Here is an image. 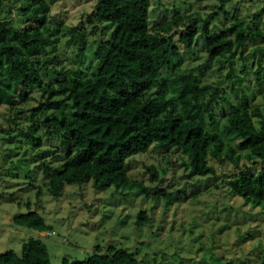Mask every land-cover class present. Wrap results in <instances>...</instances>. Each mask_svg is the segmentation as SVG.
I'll return each mask as SVG.
<instances>
[{
  "label": "trees",
  "instance_id": "1",
  "mask_svg": "<svg viewBox=\"0 0 264 264\" xmlns=\"http://www.w3.org/2000/svg\"><path fill=\"white\" fill-rule=\"evenodd\" d=\"M8 1L0 0V105L9 107L10 125L22 126L18 101L29 98L34 88L43 92L38 106L26 117L30 124L22 127L24 138L17 140L24 145L33 143L37 150L33 162L42 176V183L35 186L38 202L44 188L59 199L67 185L87 183L96 190L148 195V186L129 174L128 162L157 147L185 150L191 172L202 176L216 173L214 163L238 165L245 159L248 167L238 168L241 171L231 178L229 193L264 211V114L259 108L236 106L223 112L219 129L206 128V116L217 124L214 101L206 98L210 86L200 85L189 68L200 58L204 64L229 58L248 46L250 36L264 42V8L253 13L250 21L236 14L230 25L217 30L211 22L217 12L209 19L199 13H177L168 20L159 19L157 25L151 15L168 0H96L89 22L104 24L109 37L98 45L97 72L85 76L81 68L58 66L60 56L45 53L51 36L47 12L57 0H31L29 7L21 8L23 17L18 24L9 19L13 9L8 8ZM74 39L82 43L83 53L85 35ZM259 65L256 73L261 83L260 58ZM171 85L178 86L182 112L167 98ZM254 116L260 117V126ZM222 133L239 143L227 146ZM44 136L57 139L59 145L40 152ZM15 139L9 138L8 143H17ZM145 167L152 181L159 179L156 166ZM27 205L30 211L16 214L13 222L40 233L51 231L45 217L30 207L32 202ZM145 221L147 216L139 213L137 225ZM42 237L24 241L21 253L0 252V264H51ZM142 260L127 247L99 244L86 259L66 257L63 264H143Z\"/></svg>",
  "mask_w": 264,
  "mask_h": 264
},
{
  "label": "rangeland",
  "instance_id": "2",
  "mask_svg": "<svg viewBox=\"0 0 264 264\" xmlns=\"http://www.w3.org/2000/svg\"><path fill=\"white\" fill-rule=\"evenodd\" d=\"M95 3L96 0H57L47 12L46 25L51 36L45 53L60 56L62 62L58 66L81 68L85 76L97 72L98 45L109 37V28L104 24L95 26L89 22ZM30 5L31 0H9L7 6L13 9L9 19L18 24L23 17L21 8ZM263 8L264 0H168L151 16L158 25L177 13H199L209 19L217 12L211 20L212 27L222 30L232 23L234 15L241 14L250 21L253 13ZM261 25L264 31V14ZM83 26L86 29L82 31ZM80 33L87 39L83 53L82 43L74 39ZM247 43L245 49H237L229 58H217L208 64L200 58L189 65L197 82L210 86L206 98L214 101L212 106L217 112L216 125L206 116L205 126L210 130L219 129L224 122L223 112L236 106L259 108L264 114V71L261 83L256 73L259 58L264 70V42L250 36ZM177 87L171 85L167 98L182 112ZM32 91L29 98L18 101L22 126L10 125L9 107L0 105V252L21 253L24 241L42 234L51 264H63L66 257L86 259L99 244L127 247L143 259V264H264V211L244 204L242 198L233 197L228 190L231 178L241 171L238 168L247 169L245 159L238 165L214 163L216 173L202 176L191 172L190 156L185 150L152 147L128 162L129 174L148 186V195L96 190L87 183L67 185L59 199L44 188L38 202L35 186L42 183V176L33 162L37 150L33 143L24 145L17 141L24 138L22 127L30 124L26 117L30 109L38 106L43 94L38 87ZM254 121L261 125L259 116H254ZM13 136L17 143H8ZM223 137L227 146L239 143L230 135ZM56 144L59 145L57 139L44 136L40 152ZM25 157L27 162L22 161ZM146 165L156 166L158 180L152 181ZM28 202H32L33 211L45 217L51 231L40 233L13 222L16 214L30 211ZM141 212L147 221L138 226ZM49 232L55 234L47 235Z\"/></svg>",
  "mask_w": 264,
  "mask_h": 264
}]
</instances>
